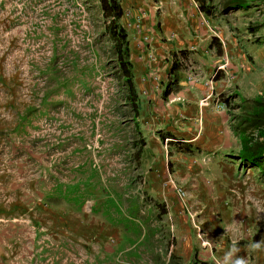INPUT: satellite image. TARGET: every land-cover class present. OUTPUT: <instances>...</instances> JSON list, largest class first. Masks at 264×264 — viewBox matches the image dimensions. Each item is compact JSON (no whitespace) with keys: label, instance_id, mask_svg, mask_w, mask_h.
Listing matches in <instances>:
<instances>
[{"label":"rangeland","instance_id":"374dc122","mask_svg":"<svg viewBox=\"0 0 264 264\" xmlns=\"http://www.w3.org/2000/svg\"><path fill=\"white\" fill-rule=\"evenodd\" d=\"M206 1L208 30L261 49L264 0ZM111 20L100 0H0V264H264L261 170L145 134Z\"/></svg>","mask_w":264,"mask_h":264},{"label":"crops","instance_id":"0c3cea01","mask_svg":"<svg viewBox=\"0 0 264 264\" xmlns=\"http://www.w3.org/2000/svg\"><path fill=\"white\" fill-rule=\"evenodd\" d=\"M120 1L123 16L132 8L136 13L132 21L140 24L132 31L123 26L128 33L133 80L136 87L141 85L145 134L157 136L168 130V147L198 148L210 157V168L236 166L242 161L238 157L242 142L231 124V110L236 109L226 105V98L241 103L243 97L252 99L264 92V45L257 50V46L244 45L239 35L227 34L226 40L215 36L200 18L203 11L211 20L206 0ZM159 7L162 12L156 11ZM173 65L177 82L163 97ZM136 66L141 67V84ZM226 176L223 180L232 182Z\"/></svg>","mask_w":264,"mask_h":264},{"label":"trees","instance_id":"16d2710c","mask_svg":"<svg viewBox=\"0 0 264 264\" xmlns=\"http://www.w3.org/2000/svg\"><path fill=\"white\" fill-rule=\"evenodd\" d=\"M102 8L107 17H112L110 30L113 36L118 37L120 44L117 45L120 66H123L131 95V103L134 112L138 115L139 96L133 80V64L131 62V50L129 46L128 33L120 20L124 15V9L120 0H100ZM203 10V5L198 2ZM248 7L247 0H227L226 8L244 9ZM205 8V7H204ZM206 10V8H205ZM176 66L172 67L173 77L169 80L163 97H167L172 89L171 85L177 82ZM226 105L231 107L229 99L226 98ZM232 108V107H231ZM234 108H239L240 113L231 112L233 130L240 136L242 148L238 154L246 163L252 167H258L264 175V92L252 99L242 98L241 103ZM234 114V115H233Z\"/></svg>","mask_w":264,"mask_h":264},{"label":"built area","instance_id":"2783aa9c","mask_svg":"<svg viewBox=\"0 0 264 264\" xmlns=\"http://www.w3.org/2000/svg\"><path fill=\"white\" fill-rule=\"evenodd\" d=\"M200 15L205 22V24L209 27L210 30H212L211 25H210V18L205 14L203 11H200ZM199 231L201 230L200 227H198Z\"/></svg>","mask_w":264,"mask_h":264},{"label":"clouds","instance_id":"9594fccd","mask_svg":"<svg viewBox=\"0 0 264 264\" xmlns=\"http://www.w3.org/2000/svg\"><path fill=\"white\" fill-rule=\"evenodd\" d=\"M236 264H245V261L244 260H238L237 262H236Z\"/></svg>","mask_w":264,"mask_h":264}]
</instances>
